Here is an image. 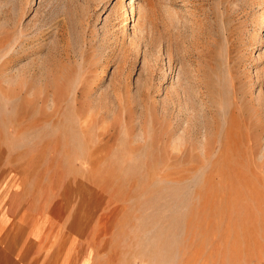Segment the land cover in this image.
Returning a JSON list of instances; mask_svg holds the SVG:
<instances>
[{
	"label": "rangeland",
	"instance_id": "obj_1",
	"mask_svg": "<svg viewBox=\"0 0 264 264\" xmlns=\"http://www.w3.org/2000/svg\"><path fill=\"white\" fill-rule=\"evenodd\" d=\"M263 93L264 0H0V206L86 264H264Z\"/></svg>",
	"mask_w": 264,
	"mask_h": 264
},
{
	"label": "crops",
	"instance_id": "obj_2",
	"mask_svg": "<svg viewBox=\"0 0 264 264\" xmlns=\"http://www.w3.org/2000/svg\"><path fill=\"white\" fill-rule=\"evenodd\" d=\"M31 219L12 204L0 206V264H86L77 257L82 247L67 242L64 232L52 238L50 215L43 216L46 225L38 229Z\"/></svg>",
	"mask_w": 264,
	"mask_h": 264
},
{
	"label": "bare ground",
	"instance_id": "obj_3",
	"mask_svg": "<svg viewBox=\"0 0 264 264\" xmlns=\"http://www.w3.org/2000/svg\"><path fill=\"white\" fill-rule=\"evenodd\" d=\"M29 42V41H28ZM25 44V43H24ZM68 55V54H67ZM62 58V57H61ZM65 58H66V56H65ZM67 60H69V57L68 58H66ZM71 60V59H70ZM63 61H65V60H63ZM68 62V61H67ZM70 62V61H69ZM62 63V62H61ZM65 63V62H64ZM227 64L228 65H230V59H229V63L227 62ZM60 66H62V65H60ZM60 66L59 65H57L53 70H51V72H47V70H46V72L45 71H43V72H40L39 74H41L43 77H44V86H46V87H48V86H50L51 85V83H52V81L54 82V81H56V80H59V79H61V77L63 76V72H62V70H61V68H60ZM34 67V66H33ZM41 68V67H40ZM40 68H38L37 66H36V68L34 69L36 72H37V70H39ZM228 68V67H227ZM229 68H230V71H229V76H230V78H231V90L233 91V94H235V95H237V91H236V83H237V81L235 82V80L233 79V77H232V72H233V66H229ZM33 69V68H32ZM44 69V68H43ZM29 70H30V68L28 69V72H29ZM212 71H213V65H212V69H211ZM229 70V69H228ZM27 73V72H26ZM59 73L61 74V75H59ZM208 74V73H207ZM210 74V73H209ZM208 74V75H209ZM24 75V74H23ZM35 77V76H34ZM33 77V78H34ZM36 77H38V79H39V76H38V74L36 75ZM35 77V78H36ZM34 78V79H35ZM37 79V80H38ZM33 80V79H32ZM36 80V79H35ZM35 80H34V82H35ZM33 82V81H32ZM33 82V83H34ZM204 87L208 90V92L210 93V95H211V98H219V97H221L222 95H223V90H222V88L220 87V86H218V84H216V82H214V80L211 78V79H208V80H206V82L204 83ZM235 95H234V99H236L237 97H235ZM263 95H264V93H263ZM263 95H261L258 99H257V103H253V105L254 106H252L251 107V111L253 112V113H255L257 116L256 117H259L258 115V113H260L261 111L264 113V98H263ZM236 105V104H235ZM250 110V109H249ZM261 114V113H260ZM262 115V114H261ZM260 115V116H261ZM262 119H260L259 118V121L260 120H262V121H264V116L263 117H261ZM233 119H234V117H232L231 116V120L233 121ZM257 119V118H256ZM256 121H258V120H256ZM261 121V122H262ZM197 132V131H196Z\"/></svg>",
	"mask_w": 264,
	"mask_h": 264
}]
</instances>
